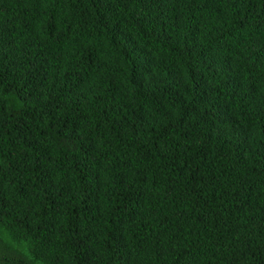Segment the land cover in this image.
Instances as JSON below:
<instances>
[{
	"label": "trees",
	"instance_id": "obj_1",
	"mask_svg": "<svg viewBox=\"0 0 264 264\" xmlns=\"http://www.w3.org/2000/svg\"><path fill=\"white\" fill-rule=\"evenodd\" d=\"M0 264H264V0H0Z\"/></svg>",
	"mask_w": 264,
	"mask_h": 264
}]
</instances>
